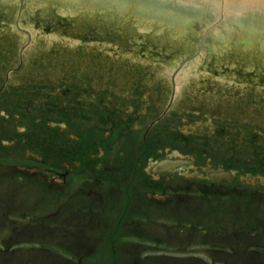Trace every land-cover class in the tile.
Returning a JSON list of instances; mask_svg holds the SVG:
<instances>
[{
	"label": "rangeland",
	"instance_id": "1",
	"mask_svg": "<svg viewBox=\"0 0 264 264\" xmlns=\"http://www.w3.org/2000/svg\"><path fill=\"white\" fill-rule=\"evenodd\" d=\"M9 43L12 49L7 51L5 46ZM71 80L83 87L73 88L66 83ZM59 136L71 142L96 140L97 164L104 166L106 161L103 168H113L117 175H110L116 177L113 189L120 196L117 207L125 200L121 198L126 186L132 187L130 203L126 205L128 218L140 227L134 233L150 234L157 240L146 249L156 252L159 258H164L166 253L176 254L178 259L188 251L189 255L200 258L199 263L206 264L210 259L207 256L216 255L201 246L203 228L196 232L195 228L181 225L185 231L183 238L182 232L178 237L176 231L164 228V221L176 218L184 225L200 224L209 231L213 226L220 229L215 228L218 239L223 235L235 236L233 232L237 235L236 229H245L239 234L246 237L247 244L256 230L253 225L264 223L263 83L237 79L227 85L183 83L174 89L164 59L103 42H77L0 21V247L7 246L10 240L13 248L14 243L30 240L32 235L39 239L43 233L49 240L68 239L74 235L75 228L78 234L80 228L89 224L92 228L112 210L115 201L109 191L112 186L106 181L100 185L104 191L98 193L94 185L99 166L92 172L86 166L88 174L83 171L73 178L75 168L56 160L55 151L61 152L60 149L47 151L39 145L46 139L54 145ZM133 141L140 145L130 148V155L148 149L152 156L145 158L139 154L138 160L144 161V168L136 161L135 166L130 165L129 171L121 174L119 167H111L110 162L120 159L121 152ZM166 159L192 161L193 166L186 170L192 174L187 176L192 181L183 177L186 171L167 178L155 176L154 164ZM56 167L66 175L58 177L54 172ZM222 170L231 172L236 182L214 190L209 185L206 188L198 185L201 171L208 176ZM132 171H139V177L146 172L147 183L159 182L160 186L155 188L158 191L148 192L151 184L145 183L146 189L131 182ZM102 172L108 174L106 170ZM158 178L161 180L157 181ZM112 180L109 178L108 183ZM189 184H195L189 186L195 192L193 199L171 205L174 196L170 191L177 194L176 191ZM165 189L169 191L166 195L169 203L166 199L163 203L150 200H163L165 196L158 192ZM235 189L241 194L236 198L228 196ZM221 191L228 192L220 194ZM86 194L96 196V204ZM144 195L146 204L138 213L136 205ZM77 199L89 204L88 210L96 209L94 214L87 215L85 209L78 211ZM177 206L181 214L173 213ZM22 212L25 217L20 216ZM114 214L108 216L109 224ZM85 232L84 235L91 237L97 231ZM127 235L122 236L136 242L134 235ZM164 243L169 246L168 252ZM129 244L122 245L125 252L122 251L118 264H126L131 259L129 253L136 252ZM175 250L180 252L174 253ZM242 253L246 256L248 250ZM12 255L13 264L54 262L51 260L54 257L45 254L42 262L41 251L30 249L29 245L16 249ZM126 256L129 259H124ZM100 257L105 259L104 254ZM236 259H233L235 263Z\"/></svg>",
	"mask_w": 264,
	"mask_h": 264
},
{
	"label": "water",
	"instance_id": "2",
	"mask_svg": "<svg viewBox=\"0 0 264 264\" xmlns=\"http://www.w3.org/2000/svg\"><path fill=\"white\" fill-rule=\"evenodd\" d=\"M0 21L164 59L174 89L264 84V0H0Z\"/></svg>",
	"mask_w": 264,
	"mask_h": 264
},
{
	"label": "flooded vegetation",
	"instance_id": "3",
	"mask_svg": "<svg viewBox=\"0 0 264 264\" xmlns=\"http://www.w3.org/2000/svg\"><path fill=\"white\" fill-rule=\"evenodd\" d=\"M150 150H148L146 153H144V150H139L138 151V154H141L142 156H146V157H150V156H152L151 154H150ZM124 155H126V157H128L129 156V154H128V152H126ZM159 164V163H158ZM157 164V165H158ZM154 167H156L155 166V164H154V166H153V168ZM152 172H153V170H152ZM154 173V172H153ZM211 173V172H210ZM210 173H208V176L207 175H204V172H202L201 171V175H200V177L199 178H202V181L205 183V184H209L210 186H211V188H216V187H221V186H223V185H229V184H226V183H217V182H213L211 179H210V177H209V174ZM157 176H159L160 178H162V177H164V178H167L168 176H162V175H160V174H156ZM170 176H172V175H170ZM187 176H189V175H186L185 176V174L183 175V177H186V178H188ZM190 177V176H189ZM141 179H144V177H142ZM188 179H190V178H188ZM194 179V178H193ZM191 181H192V179H190ZM236 182V181H235ZM235 188H236V186H235ZM217 189H219V188H217ZM228 191H221L220 192V194H224V193H227ZM231 194L232 195H235V196H238V195H240L241 194V192L239 191V190H237L236 191V189L234 190V191H232L231 192Z\"/></svg>",
	"mask_w": 264,
	"mask_h": 264
},
{
	"label": "trees",
	"instance_id": "4",
	"mask_svg": "<svg viewBox=\"0 0 264 264\" xmlns=\"http://www.w3.org/2000/svg\"><path fill=\"white\" fill-rule=\"evenodd\" d=\"M72 148H70V152H72ZM86 205H81L80 207H83ZM228 257H231L230 255H225V258H223V264H236L233 259H229ZM157 261L158 264H163L162 259H151V260H141V259H134L130 260L126 264H151L153 262ZM263 264L264 263V257H260L257 255H252V260L250 264ZM183 264H198V263H183Z\"/></svg>",
	"mask_w": 264,
	"mask_h": 264
},
{
	"label": "crops",
	"instance_id": "5",
	"mask_svg": "<svg viewBox=\"0 0 264 264\" xmlns=\"http://www.w3.org/2000/svg\"><path fill=\"white\" fill-rule=\"evenodd\" d=\"M155 259H156V258H155ZM158 259H160V258H158ZM175 264H182V263H178V262L176 261ZM198 264H200V263H198Z\"/></svg>",
	"mask_w": 264,
	"mask_h": 264
},
{
	"label": "bare ground",
	"instance_id": "6",
	"mask_svg": "<svg viewBox=\"0 0 264 264\" xmlns=\"http://www.w3.org/2000/svg\"><path fill=\"white\" fill-rule=\"evenodd\" d=\"M108 143V142H107Z\"/></svg>",
	"mask_w": 264,
	"mask_h": 264
}]
</instances>
